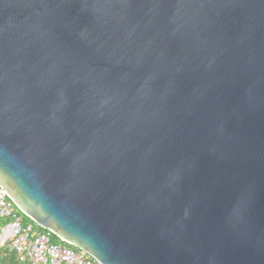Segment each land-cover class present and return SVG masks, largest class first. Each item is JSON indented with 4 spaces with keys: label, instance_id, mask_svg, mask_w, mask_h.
<instances>
[{
    "label": "water",
    "instance_id": "95a60500",
    "mask_svg": "<svg viewBox=\"0 0 264 264\" xmlns=\"http://www.w3.org/2000/svg\"><path fill=\"white\" fill-rule=\"evenodd\" d=\"M0 187L100 264H264V0H0Z\"/></svg>",
    "mask_w": 264,
    "mask_h": 264
},
{
    "label": "built area",
    "instance_id": "2783aa9c",
    "mask_svg": "<svg viewBox=\"0 0 264 264\" xmlns=\"http://www.w3.org/2000/svg\"><path fill=\"white\" fill-rule=\"evenodd\" d=\"M0 242L7 243L21 264H100L82 251H75L51 241L52 233L39 230L33 222H24L22 212L0 187Z\"/></svg>",
    "mask_w": 264,
    "mask_h": 264
},
{
    "label": "trees",
    "instance_id": "16d2710c",
    "mask_svg": "<svg viewBox=\"0 0 264 264\" xmlns=\"http://www.w3.org/2000/svg\"><path fill=\"white\" fill-rule=\"evenodd\" d=\"M22 217H23V221L24 222H30L32 223L26 216H24L22 214ZM6 219H2L0 218V228L5 225L6 223ZM39 230H42L41 228L38 227ZM51 241L55 244H59L61 246H65L67 248H70L72 250H75V251H79L78 249H76L75 247L73 246H70L62 241H60L56 236L52 235L51 237ZM0 264H21L17 258H16V255L13 251H10L8 246H7V243H1L0 242Z\"/></svg>",
    "mask_w": 264,
    "mask_h": 264
},
{
    "label": "crops",
    "instance_id": "0c3cea01",
    "mask_svg": "<svg viewBox=\"0 0 264 264\" xmlns=\"http://www.w3.org/2000/svg\"><path fill=\"white\" fill-rule=\"evenodd\" d=\"M5 244V243H4Z\"/></svg>",
    "mask_w": 264,
    "mask_h": 264
},
{
    "label": "rangeland",
    "instance_id": "374dc122",
    "mask_svg": "<svg viewBox=\"0 0 264 264\" xmlns=\"http://www.w3.org/2000/svg\"><path fill=\"white\" fill-rule=\"evenodd\" d=\"M1 229V228H0Z\"/></svg>",
    "mask_w": 264,
    "mask_h": 264
}]
</instances>
